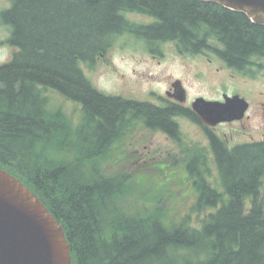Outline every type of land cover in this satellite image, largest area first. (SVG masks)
<instances>
[{"label":"trees","instance_id":"obj_1","mask_svg":"<svg viewBox=\"0 0 264 264\" xmlns=\"http://www.w3.org/2000/svg\"><path fill=\"white\" fill-rule=\"evenodd\" d=\"M132 13L153 23L137 24L128 18ZM1 24L16 52L0 65V168L63 226L72 264H264V142L230 150L213 138L212 156L201 147L183 152L181 180L194 187L191 212L203 213L198 226L191 215L178 219L173 209L157 208L161 202L129 208L127 177L98 175L96 166L85 178L71 174L81 162L105 156L113 139L137 124L179 142L175 116L201 122L191 110L110 96L93 86L87 72L122 36L142 39L152 52L169 42L185 55L210 51L246 72L254 58L264 57V25L199 0H13ZM48 91L81 106L76 127L49 109ZM58 151L76 154L75 162L47 155Z\"/></svg>","mask_w":264,"mask_h":264},{"label":"rangeland","instance_id":"obj_2","mask_svg":"<svg viewBox=\"0 0 264 264\" xmlns=\"http://www.w3.org/2000/svg\"><path fill=\"white\" fill-rule=\"evenodd\" d=\"M12 2L0 0V65L9 62L16 52L6 42L10 36L9 28L1 24V14L11 8ZM128 18L140 25L153 23L150 17L143 14L132 13ZM155 48L152 52L142 39L126 34L105 56L98 59L87 75L93 86L106 95L153 104L162 103L171 83L176 80H180L187 91L188 106L198 98L221 101L224 95H240L250 104L245 116L248 118L233 125H221L213 133L231 148L260 141L264 137V73L259 68L246 72L235 70L210 51L201 55H180L176 44L171 42ZM46 96L51 111H61L74 127L81 122L79 104L54 91H48ZM178 122L181 132L179 142L169 139L162 132L137 124L114 138L105 156L81 162V169L74 168L71 174L76 176L82 172L85 178L83 172H90L96 166L98 175L127 177L131 191L128 201L132 205L129 208L142 209L143 203L155 206L161 202L157 208L163 207L166 211L173 209L174 218L178 219L191 215L193 224L198 226L203 213L191 212L196 202L194 187H191L189 180H181L186 172L183 152L195 147L208 148L210 142L201 126L192 125L184 119ZM47 155L56 162L64 163L75 162L77 157L63 151ZM209 155L212 156V153ZM179 171L182 174L177 173ZM212 172L213 179H217L218 172L214 166ZM71 179L74 181V178Z\"/></svg>","mask_w":264,"mask_h":264},{"label":"water","instance_id":"obj_3","mask_svg":"<svg viewBox=\"0 0 264 264\" xmlns=\"http://www.w3.org/2000/svg\"><path fill=\"white\" fill-rule=\"evenodd\" d=\"M242 12L264 25V0H199ZM175 98L186 102L181 81L173 84ZM249 102L240 95H224V101L198 98L193 112L209 127L241 121ZM0 264H72L70 245L62 225L40 198L20 179L0 168Z\"/></svg>","mask_w":264,"mask_h":264},{"label":"flooded vegetation","instance_id":"obj_4","mask_svg":"<svg viewBox=\"0 0 264 264\" xmlns=\"http://www.w3.org/2000/svg\"><path fill=\"white\" fill-rule=\"evenodd\" d=\"M180 55H185V54H181L179 53ZM203 54V53H201ZM201 54H197V55H201ZM205 54V52H204ZM217 55V54H216ZM218 56V55H217ZM248 70H255L257 68H259L260 71H262L264 73V57L263 58H254L250 65L248 66ZM247 70V71H248ZM176 81H180V80H176ZM175 81V82H176ZM171 83V87L169 88V90L167 91V96L164 97L162 99V103L160 104H153V102H149V101H140V102H148V103H151L153 104L154 106H157V107H160V108H164V107H167L169 106L170 104L174 105V106H177V107H181L183 109H187V110H192V105L191 106H188V100H187V91H186V102L182 103L180 102L179 100H177L175 98V95H176V91L175 89L173 88V84L175 83ZM127 99V98H125ZM129 100H132V99H129ZM137 101V100H135ZM221 101H224V96L222 98ZM263 106V115H262V119L264 120V105ZM194 113V112H193ZM246 118L248 117H245L243 120L241 121H234V122H226V123H221V124H218L216 127H209L207 126L206 124H204L201 120V122L197 121L196 119H194V117H186V116H175L174 117V121L178 124L179 126V119H184V120H187L188 122H190L192 125H196V126H201L204 131L207 133V136L209 138V145H208V151L210 150V153H212L211 149H212V140L213 138H219L220 140H222L218 135H215L213 133V130L217 129L219 126L221 125H233V124H236V123H239V122H243ZM144 126V125H143ZM145 127V126H144ZM146 128V127H145ZM146 129H149V128H146ZM149 130H154V129H149ZM156 131H159V132H162L163 134H165L169 139H172V137L170 136V134L166 131H163V130H156ZM225 142V141H224ZM257 142H264V137L260 140V141H252V142H247L246 144H249V143H257ZM228 149H233L237 146H240V145H237L235 147H229L228 145H226Z\"/></svg>","mask_w":264,"mask_h":264}]
</instances>
